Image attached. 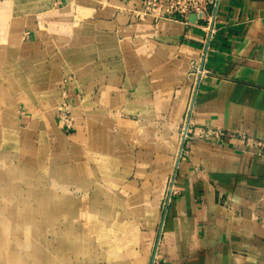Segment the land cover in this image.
<instances>
[{
	"label": "crops",
	"instance_id": "crops-1",
	"mask_svg": "<svg viewBox=\"0 0 264 264\" xmlns=\"http://www.w3.org/2000/svg\"><path fill=\"white\" fill-rule=\"evenodd\" d=\"M140 9L0 0V264H264V0Z\"/></svg>",
	"mask_w": 264,
	"mask_h": 264
},
{
	"label": "built area",
	"instance_id": "built-area-1",
	"mask_svg": "<svg viewBox=\"0 0 264 264\" xmlns=\"http://www.w3.org/2000/svg\"><path fill=\"white\" fill-rule=\"evenodd\" d=\"M213 0H141V16H153L160 19L188 23L190 15H195L197 20L205 19L208 8ZM161 9L163 13H159ZM57 121L59 126L69 132L74 128V119L70 104L64 101L57 109ZM212 136L222 138L226 133L222 130H202L201 137ZM246 148L254 146L264 149V144L259 141H244ZM247 149V150H249ZM151 264H164L157 252H155Z\"/></svg>",
	"mask_w": 264,
	"mask_h": 264
},
{
	"label": "rangeland",
	"instance_id": "rangeland-1",
	"mask_svg": "<svg viewBox=\"0 0 264 264\" xmlns=\"http://www.w3.org/2000/svg\"><path fill=\"white\" fill-rule=\"evenodd\" d=\"M67 223V231L70 232L67 235H64L61 238L53 241V262H59V256H65V253H67V258H69L68 264H76L75 261H72L70 258L72 256H75V251L78 247L79 238L81 239L82 237L75 235V220H68ZM55 248H58V251H56Z\"/></svg>",
	"mask_w": 264,
	"mask_h": 264
},
{
	"label": "water",
	"instance_id": "water-1",
	"mask_svg": "<svg viewBox=\"0 0 264 264\" xmlns=\"http://www.w3.org/2000/svg\"><path fill=\"white\" fill-rule=\"evenodd\" d=\"M192 18H196V16H195V15H191V16H190V20H191Z\"/></svg>",
	"mask_w": 264,
	"mask_h": 264
}]
</instances>
